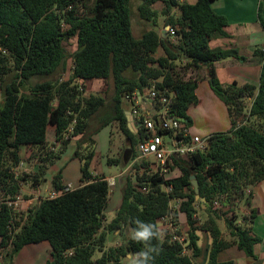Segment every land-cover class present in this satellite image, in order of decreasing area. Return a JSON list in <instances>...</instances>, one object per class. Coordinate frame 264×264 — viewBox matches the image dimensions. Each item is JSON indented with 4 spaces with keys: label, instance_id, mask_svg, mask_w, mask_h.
I'll return each instance as SVG.
<instances>
[{
    "label": "trees",
    "instance_id": "obj_1",
    "mask_svg": "<svg viewBox=\"0 0 264 264\" xmlns=\"http://www.w3.org/2000/svg\"><path fill=\"white\" fill-rule=\"evenodd\" d=\"M140 17L151 24V29L136 38L132 29V0H0V191L2 199H14L23 183L33 188L43 185L48 164L55 159L47 149L48 128H55V142L66 147L71 138L80 136L75 157L82 162L80 187L70 190L64 185L61 173L53 176V189L63 192L55 199H42L27 212L26 221L15 222L12 206L0 205V253L3 264H13L20 251L29 245L48 242L52 259L46 264H122L129 253L144 250L142 243L127 237L116 247L106 250L108 234L135 228V220L159 227V220L173 212L177 225L178 213L186 215L189 231L185 244L165 235L153 239L152 245L160 252L151 264H195L200 255L199 234L207 232L211 239L207 264H235L219 262L218 254L233 245L252 258L259 237L249 235L255 213L244 217L243 225L237 216L226 217L214 210L220 200L234 214L238 201L251 204L252 193L247 191L264 181V133L257 127L237 126L243 117L264 119V51L259 86L237 82L224 85L216 76L214 64L228 58H240L235 49L211 48L213 37H228L225 28L228 18L216 13L213 0H139ZM92 2V4H90ZM158 2L165 4L166 25L176 29L178 43L171 35L163 38L159 32V16L154 9ZM179 16L172 14L173 10ZM258 21L264 30L261 6ZM77 38L73 54V68L69 80L33 83L34 78L51 77L66 69L64 43ZM163 55L156 59L159 49ZM241 59V58H240ZM198 73L206 67L212 92L227 106L231 128L226 133L210 136L207 150L189 159L175 157L170 170L180 175L164 179L150 173L148 164L136 161L132 165L123 189V199L117 216L105 224V210L110 199V184L105 176H94L90 171L94 158L92 131L89 121L106 105L100 96H83L82 86L88 81L113 79L114 97L102 126L117 122L132 148L110 164L126 165L130 153L135 160V148L141 139L129 128L124 105L125 96L151 80L164 78L163 86L176 92V111L191 125L188 116L191 105L200 103L197 95L200 78L184 80L177 71ZM184 63V64H183ZM251 99L246 114L245 99ZM57 102V105L54 103ZM73 127L68 139L64 135ZM37 148L44 151L39 171L32 175L15 177L21 162V149ZM144 169V170H143ZM199 183L200 199L192 177ZM170 187L171 192L166 191ZM206 199V203L201 202ZM180 200L177 210L172 201ZM205 204L207 220L199 225L195 217V204ZM224 219L226 229L234 238L223 236L219 220ZM12 227V229H11ZM177 235L182 236L180 232ZM191 254H185L184 249ZM97 251L102 256L94 260Z\"/></svg>",
    "mask_w": 264,
    "mask_h": 264
},
{
    "label": "rangeland",
    "instance_id": "obj_2",
    "mask_svg": "<svg viewBox=\"0 0 264 264\" xmlns=\"http://www.w3.org/2000/svg\"><path fill=\"white\" fill-rule=\"evenodd\" d=\"M92 4V2H90ZM141 4L139 0H132V10H133V19H132V29L134 36L136 38H140L145 31L151 29V24L145 20H143L138 11V7ZM157 7V9H155ZM154 9L158 12V22H159V32L162 34L163 29L167 26L166 20L167 16L164 14L165 4L163 2H158L154 5ZM176 10V11H175ZM172 14L177 16L179 11L174 9ZM162 30V31H161ZM163 36V35H162ZM174 44L178 43V37H174L173 40ZM65 46V54H66V69L64 71H60L54 76L51 77H36L32 80L35 83H41L45 81H60L64 82L69 80L72 68H73V59L72 56L77 50V38H71L66 40L64 43ZM163 55V50L160 48L158 52L155 54L156 59ZM177 64V71L181 72V77L184 80L190 79H198L202 78L199 82V88L197 90V95L200 99V103L197 105H191L190 110L188 112V116L192 120V130L195 134L199 135L203 138H209L214 133H226L231 128V119L229 116L227 106L221 101L216 95L214 97V93L211 90L209 79H205L204 77L207 76L205 69H201L196 74H191L189 71H181L179 67L181 64L179 62ZM184 64V63H183ZM83 89V96L89 97L90 95H96L104 98L106 100L105 107L89 121V131H92L93 138L95 140L94 145V158L91 162L90 171L91 173L96 176H105L109 177L110 183V199L108 205L105 210V221L104 223L107 225L112 222L113 219L117 216V212L121 206L122 199H123V189L127 182V178L130 172L127 170V166L120 164H110L109 160H116L122 158L125 155V152L130 149L129 142L125 134L120 130L119 124L117 122L111 123L107 126H102L101 119L105 118L110 111V107L112 104V100L114 97L115 85L112 78L107 81L102 80H93L88 81L83 84L81 81L78 82ZM2 101V96L0 92V105ZM246 110H249V107L252 104V100L245 99L243 101ZM57 105V102L54 103ZM124 105L129 108L128 103L125 101ZM247 124L250 126H254L262 130L264 133V119L259 118H250L247 120ZM81 137H73L70 140V144L66 147H62L55 142V130L53 127L48 128L47 132V149L54 153L55 156L59 155L58 159H55L52 164H48V171L45 175V181L42 185L43 192L47 190L51 191L53 189L52 180L53 176L61 173L63 182L69 188H76L80 184V180L82 178V162L79 158L75 157V153L78 149L77 141ZM55 150H53V149ZM37 148H25L22 147L21 153L22 158L25 160H31L34 158H38L40 166L42 163L40 162L41 158L44 157L43 153L38 151ZM133 153H130L128 159H130V163L132 162L131 158H133ZM32 167V166H30ZM39 169L37 171H39ZM24 174L32 175V171H25L23 168L21 170L20 177ZM180 175L179 171H173L169 174L167 179H172L178 177ZM23 189L32 190L33 187L31 183H23ZM42 192V193H43ZM44 194V193H43ZM23 197L25 199L29 198L27 193H23ZM220 201V200H218ZM221 202V201H220ZM36 204V203H35ZM34 204V205H35ZM180 202L174 201L172 202L173 210H177L178 205ZM33 205V206H34ZM246 199H242L237 202L236 207L234 208V214L228 213V209L213 206L214 210H221V214H227L226 217H233L237 216L239 220H244V217H249L247 214H244V210L247 208ZM25 208V207H24ZM195 211H196V218L199 221V225L204 223L208 218V210L205 204L196 203L195 204ZM181 213V212H179ZM178 213V221L177 226L179 229L180 234L187 235L189 231L186 215L182 214V219L184 223L180 221V214ZM24 214V213H23ZM182 224L187 225V228H183ZM163 227V226H162ZM161 227V232L163 236L168 234V231L165 230V227ZM178 232V230H177ZM128 237V231H126V235L123 236L118 232H112L108 234L107 243H106V250L121 245L124 240ZM203 245V244H202ZM102 256L100 251H97L94 255V260L99 259ZM122 264H127V260H123Z\"/></svg>",
    "mask_w": 264,
    "mask_h": 264
},
{
    "label": "crops",
    "instance_id": "obj_3",
    "mask_svg": "<svg viewBox=\"0 0 264 264\" xmlns=\"http://www.w3.org/2000/svg\"><path fill=\"white\" fill-rule=\"evenodd\" d=\"M185 1L192 4L196 2V0ZM260 6L264 14V0L212 1L213 10L216 13L227 17L229 25L225 28L228 37H213L210 41L211 48L235 49L241 58H228L214 64L215 74L224 85L237 82L240 86L247 84L257 87L259 86L263 64L262 53L260 52L264 51V30L258 21ZM155 9H157V7H155ZM179 15L180 12L177 16ZM204 69L207 74L208 69L206 67H204ZM204 78L207 79V76ZM214 97H216L215 94ZM21 161L24 162L23 168L25 171H32V173H35L39 169L40 163L38 158L25 160L21 156ZM125 162L128 164L127 170L130 172V159H126ZM106 179L109 182L110 178L106 177ZM64 185L66 184L64 183ZM78 187H80V184ZM48 189L49 188L47 187L46 192H43L42 185L38 188H33L32 190L23 189L22 186L21 192L22 195L23 193H27L29 199L33 200L35 204L40 201V198L46 196ZM70 190H73V188H70ZM247 193H252V201L251 204H247L248 206L244 210V214L250 216L253 211L256 212V217L249 235L261 238V241L254 245V254L257 259L250 258L245 251L239 249L237 245H233L218 254L219 262L233 261L235 264H264V181L251 187ZM179 214L181 223H184L182 214ZM237 223L243 225L244 221L239 220ZM219 225L225 239L228 241L234 240L226 229L224 219L219 220ZM182 226L183 228H187V225L182 224ZM159 227L161 230L162 226L160 225ZM177 230L179 231L178 226ZM198 234L200 237V255L194 257V262L195 264H207L212 239L207 232H198ZM182 236L186 237V235ZM189 254L191 253L189 252ZM0 257H2L1 253ZM51 259L52 248L50 244L48 242H42L24 247L14 259L13 264H46L47 261ZM0 264H3V259H0Z\"/></svg>",
    "mask_w": 264,
    "mask_h": 264
},
{
    "label": "built area",
    "instance_id": "obj_4",
    "mask_svg": "<svg viewBox=\"0 0 264 264\" xmlns=\"http://www.w3.org/2000/svg\"><path fill=\"white\" fill-rule=\"evenodd\" d=\"M168 35H171L173 40L176 37V29L170 27L167 31ZM163 81L164 78L151 80L147 85L136 88L132 93L126 95L125 101L129 105L128 112L132 117L129 127L135 134L141 136L135 148L136 159L132 160L131 167L136 161H144L148 164L150 173L158 174L167 179L172 172L169 165L173 158L189 159L197 153L206 151L210 137L203 138L193 132L192 125L181 117L175 109L176 92L172 88L163 86ZM246 114H249V110L246 111ZM248 119L249 117L239 119L237 126L247 125ZM72 132L73 127L64 135V139H68ZM57 144L60 145L59 142ZM23 166L24 162L21 161L15 169L16 178L20 177ZM171 190L170 187H166L168 193ZM0 194L2 195L1 191ZM62 194L63 192L55 189L48 190L46 196L40 200L55 199ZM1 195L0 205L12 206L15 210L14 218L11 221L12 226L19 221L23 224L27 219L28 210L34 205L33 200L25 199L22 192L14 199H2ZM174 201L181 203L180 200H173L172 202ZM215 206L222 207L219 201L215 202ZM222 208L229 210V207ZM160 225L165 227V230L173 236L174 240L185 244L186 237L177 235V225L173 212L161 218L159 220ZM184 253L189 254V251L185 248ZM0 259H3V256Z\"/></svg>",
    "mask_w": 264,
    "mask_h": 264
},
{
    "label": "clouds",
    "instance_id": "obj_5",
    "mask_svg": "<svg viewBox=\"0 0 264 264\" xmlns=\"http://www.w3.org/2000/svg\"><path fill=\"white\" fill-rule=\"evenodd\" d=\"M136 227L128 231V236L131 240L142 243L144 250L137 253H129L127 264H151L158 255L160 249L152 245L153 239H161L163 233L152 223H146L139 219L134 221Z\"/></svg>",
    "mask_w": 264,
    "mask_h": 264
},
{
    "label": "water",
    "instance_id": "obj_6",
    "mask_svg": "<svg viewBox=\"0 0 264 264\" xmlns=\"http://www.w3.org/2000/svg\"><path fill=\"white\" fill-rule=\"evenodd\" d=\"M169 28H170V26H166V27L163 29V33H162L163 38H167V31L169 30ZM126 115H127V119H128V121L131 123V121H132V117L130 116V112H127ZM192 179H193V186H194V188H195V192H196V194H197V197H196V198H197V200H198V199H200L199 183L196 181L195 176H193ZM201 202H202V203H206V199H205V198H201Z\"/></svg>",
    "mask_w": 264,
    "mask_h": 264
},
{
    "label": "flooded vegetation",
    "instance_id": "obj_7",
    "mask_svg": "<svg viewBox=\"0 0 264 264\" xmlns=\"http://www.w3.org/2000/svg\"><path fill=\"white\" fill-rule=\"evenodd\" d=\"M129 147H130V149L132 148L131 143H129ZM126 152H127V151H126ZM126 152H125V155H126ZM125 155H124V156H125Z\"/></svg>",
    "mask_w": 264,
    "mask_h": 264
}]
</instances>
